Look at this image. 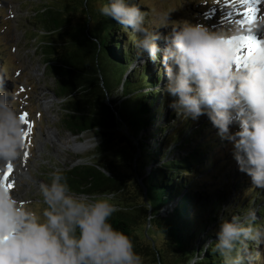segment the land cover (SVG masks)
<instances>
[{
	"label": "clouds",
	"instance_id": "obj_1",
	"mask_svg": "<svg viewBox=\"0 0 264 264\" xmlns=\"http://www.w3.org/2000/svg\"><path fill=\"white\" fill-rule=\"evenodd\" d=\"M173 10L157 13L149 25L147 14L130 0H107L98 8L100 16L136 35L137 60L146 63L145 54L159 60L176 117L196 121L206 115L232 144L238 170L253 188L264 189V19L251 24L245 35L236 24L213 30L171 19ZM247 35L259 41L252 49L244 42ZM234 124L238 127L230 131ZM23 133L0 78V161L9 164L20 156ZM37 183L45 205L39 213L0 185V264H143L130 237L110 222L118 211L111 196L72 191L62 168L51 173L49 183ZM209 243L224 264H251L250 244L264 245V224H257L254 209L222 215Z\"/></svg>",
	"mask_w": 264,
	"mask_h": 264
},
{
	"label": "trees",
	"instance_id": "obj_2",
	"mask_svg": "<svg viewBox=\"0 0 264 264\" xmlns=\"http://www.w3.org/2000/svg\"><path fill=\"white\" fill-rule=\"evenodd\" d=\"M101 1L102 4L107 2ZM130 2L135 3V0ZM69 4L67 2L56 10L43 4L37 9V14L41 13L43 17L40 25L49 32L41 37L44 40L38 53L48 56L44 66L56 79L54 94L57 98L65 99L64 107L70 110L63 120L65 128L77 134L95 126L100 129L103 140L91 164L64 169L70 189L94 196L114 195L112 203L118 211L113 213L110 222L130 237L143 264H224L223 258L213 251L209 243L214 241L219 225L216 223L218 208L215 205L218 203L221 207L224 196L216 193L209 197V186L205 185L209 182L208 178V182L205 180L202 185L198 180L192 181L198 174L211 169L207 144L201 141L194 149L187 148L183 155H174L159 164L161 154L155 148L150 149L147 138L142 136L148 128H152L151 137L162 136L164 127L170 123V117L165 119L164 126L156 123V117L163 112L161 105L168 98L173 99L165 91V85H159L162 79L161 74L156 72V68L158 70L161 65L159 60L154 62L149 59L146 65H134L137 60L132 46L134 35L120 33L121 26L111 17L100 16L97 28L89 29V0L81 1L85 24L80 36L74 34V38L69 41L63 38L61 35L64 33L73 36L71 26L65 24L67 11L71 9ZM42 7L45 9L39 12ZM93 16L95 18V13ZM55 33L56 38L49 39ZM101 58L105 61L102 64ZM99 80L102 86L98 84ZM113 85L121 87L120 98H111ZM105 97L109 98L111 108L105 105ZM209 122L208 119L196 129L189 126L190 135L198 133ZM233 130L234 127L230 126V131ZM171 135H166V139ZM134 138L139 146L136 158ZM173 138L174 142L180 139L176 146L179 151L190 141L187 136L182 138V135ZM126 158L130 159L129 171L124 168ZM149 165L155 166L145 174L144 170ZM52 172L44 179L47 183L51 180ZM130 178L133 187L130 186ZM141 183L145 186V194ZM252 199L254 204L258 203V197ZM251 201L249 198L244 200L232 215L244 214L254 208L257 224H264V204H258L255 208ZM168 208L170 211L160 216V211ZM140 215L142 223L149 218L146 233L145 228H139V232L136 230ZM156 236L160 237L163 247L156 245ZM205 241H208L207 245Z\"/></svg>",
	"mask_w": 264,
	"mask_h": 264
},
{
	"label": "rangeland",
	"instance_id": "obj_3",
	"mask_svg": "<svg viewBox=\"0 0 264 264\" xmlns=\"http://www.w3.org/2000/svg\"><path fill=\"white\" fill-rule=\"evenodd\" d=\"M45 1L0 0V78H3V75H5L3 78L4 88L7 91L13 88L11 83L16 85L15 91L17 97L9 93V98L10 101H12V107L17 112L23 110L25 106L29 110V117L33 122H35L36 116L39 113L35 127L33 128V140L30 144V154L27 162L23 161V163H20L21 160L19 157L13 162L15 163V172L10 179L12 182L10 191L22 205L38 213L43 210L45 205L38 191L37 182L47 183L44 179L46 180L49 172L57 168L65 169L78 165L90 164L96 156L95 153L89 150V139L86 138L85 133H82L81 136H77L64 126V117L68 115L70 110L64 107V102L66 100L57 98L54 94L57 84L56 79L49 73L48 67L44 66V61L48 56H41V53H38L42 45V40H44L41 37L44 36V34H49V32H47L48 30L45 27L40 25L41 19H43L42 14L34 12L39 9L40 2L51 7L52 10H56L59 7L65 6L67 2H70L69 5L71 9L67 11L68 14L65 24L68 23L71 26L70 31L73 32V36L67 35L66 33L61 35L69 41L71 38H74V34L80 36L81 28L85 24V14L81 11L82 0ZM46 3H48V5ZM135 3L139 4L141 10L147 14L145 23L149 25L155 22L157 13L174 9L170 13L171 19H187L192 22L203 23L213 30L219 28L227 30L233 24L239 26L240 29L244 26H240L237 22L245 20V15L241 18L238 11L233 10V5L230 3V0L229 2H226V0H135ZM101 5H103L101 0H89L91 16L89 21H87L89 29L97 28V21L100 17L98 8ZM262 6L264 5L261 4V8ZM256 9L258 10L259 7ZM41 11L43 10L41 9L39 12ZM93 13L96 15L95 18ZM233 13L237 14L234 21L231 19ZM63 29L61 28V30ZM90 31L92 32V30ZM160 31L166 32L167 30L160 29ZM122 32L127 35H134L132 36V42L136 38V35L131 29L127 31L122 29L120 33ZM56 34L57 33L54 35L52 34L50 37L48 36L49 39L54 40ZM133 53H135V48ZM144 58L146 63L136 60L133 64L136 66L146 65L149 61V59H147V54H145ZM100 61L101 64L105 62L103 58H101ZM156 72H159L162 77L159 85L164 86L167 83V76L163 71V66L160 65L158 70L156 68ZM12 74L15 76L14 78ZM159 94L161 95L162 93L159 92ZM120 96L121 87L119 85H113V94L111 98H120ZM171 100L168 98L165 104L161 105L163 112L156 117V123L162 126H164L163 122H165V119L170 117V123L167 127H164L162 136L157 135L151 137L152 128H148L142 135L147 138L150 149L155 148L159 151V154H161L158 163L160 164L165 159H171L177 154L183 155L187 148L194 149L198 143L202 141L207 144V148L209 149V165L212 166L211 169H207L208 171L206 173L198 174L192 181L198 180V183L202 185L205 180L208 182V178L209 182L205 185L209 186V197L216 195V193L217 195L221 194L220 196L222 197L224 196L221 207H219L218 203L215 205L218 208V210H216L218 214V221L216 223H219L222 215L225 217L232 215L233 211L237 210L238 206L241 205L244 200H248V198L252 200V204V198H254V196L258 197V203H253L255 208L258 207V204H264V189L253 188L250 178L245 173L238 170L237 163L233 157L232 144L227 139L217 134V129L211 122L203 126L198 133L193 136L190 135L191 130L189 126L196 129L208 120L207 116L202 115L196 121H193L191 118L180 120L169 107ZM179 124H183L182 127L179 128ZM171 126H174V128H171ZM231 127H234L235 130L238 124L231 125ZM47 129H53L54 131L52 134L55 137L52 135V141L48 140L45 136ZM169 133H172V135L166 139V135ZM175 135H182V138L187 136V138L190 139L186 147L181 151L176 149L180 139L174 142L173 137ZM71 137L74 138L76 142L79 141L83 143L84 146H82L80 150L71 148V144L73 143L71 142ZM61 142L65 144L66 149L62 148L60 145ZM129 160L130 159L126 158V161H124V168L126 171H129ZM154 166L155 165H149L147 169L144 170L145 174H147L151 167L154 168ZM203 168H205V166ZM206 175L208 177H206ZM187 178L190 179L192 177L188 176ZM131 180L130 178V181ZM130 186H134L133 181L130 182ZM199 192L203 195L202 189H200ZM196 194V196L201 198L199 193ZM103 196H111L112 199L109 201L110 203L114 201L113 194H103ZM226 206L228 207L227 210H225ZM164 209L160 211V216H165L168 211H170L169 208L165 211ZM223 209L224 211L222 213ZM142 220L143 218H141L140 215L137 218L138 227L136 230H138V232L140 229L146 227V221L142 223ZM207 242L208 241H205L204 244L207 245ZM156 245H161L163 247V243L159 236H156ZM251 251V264H264V245H252Z\"/></svg>",
	"mask_w": 264,
	"mask_h": 264
},
{
	"label": "snow or ice",
	"instance_id": "obj_4",
	"mask_svg": "<svg viewBox=\"0 0 264 264\" xmlns=\"http://www.w3.org/2000/svg\"><path fill=\"white\" fill-rule=\"evenodd\" d=\"M226 2H229V0H226ZM244 2L247 3L249 6L246 8V11H245V20H241V21L237 22L238 24H240V26H243L246 21L248 23H251L252 20L255 17V13L257 12V9L254 6H252V5L257 3L258 0H244ZM243 39H244V42H245V44L247 45V47L249 49L254 48L256 46V44L259 43L257 38L255 36H253V35H247ZM20 119H21L23 124H28L27 114L26 113L20 114ZM30 130H31V125L29 124L28 125V131H24V133H23V137L24 138L27 137L28 132H30ZM11 170H12V166L9 163L7 165V171H5L3 173V176L0 177V181H7L8 177H9V175L11 173ZM4 186L7 187V188H11L12 187L11 184H4Z\"/></svg>",
	"mask_w": 264,
	"mask_h": 264
},
{
	"label": "water",
	"instance_id": "obj_5",
	"mask_svg": "<svg viewBox=\"0 0 264 264\" xmlns=\"http://www.w3.org/2000/svg\"><path fill=\"white\" fill-rule=\"evenodd\" d=\"M45 1V0H44ZM46 2V1H45ZM85 3V2H84ZM44 3H42V2H40V4H39V6H42ZM47 5H48V3H46ZM44 6H46L45 4H44ZM43 8V7H42ZM99 85H101L102 86V81L101 80H99V83H98ZM104 103H105V105H107L108 107H110L111 108V104H110V101H109V98L108 97H105V99H104ZM113 112V114H116V112L115 111H112ZM116 119H117V116L115 117ZM83 133H85V135H86V138H88L89 139V145H90V151L91 152H93V153H95L96 155H97V153H96V149L101 145V143L103 142V140H102V137H101V135H100V129L98 128V127H91V128H88V129H85L84 131H83ZM124 133L130 138V139H132V137L126 132V131H124ZM85 139V138H84ZM133 143L135 144V148H136V152H135V158L138 156V154H139V146H138V144H137V139L136 138H134L133 139ZM103 144V143H102ZM89 164V163H88ZM91 164V163H90ZM139 182H140V180H139ZM141 186H142V189H143V194H145V186L141 183ZM94 196V195H93ZM148 215L150 216V210H148ZM148 227H149V218H147V220H146V227H145V229H144V233H146V231H147V229H148ZM151 245H152V247L154 246V244H153V242L151 243ZM157 260H159L158 259V257H157Z\"/></svg>",
	"mask_w": 264,
	"mask_h": 264
},
{
	"label": "bare ground",
	"instance_id": "obj_6",
	"mask_svg": "<svg viewBox=\"0 0 264 264\" xmlns=\"http://www.w3.org/2000/svg\"><path fill=\"white\" fill-rule=\"evenodd\" d=\"M258 2H260L259 4H261V3H264V0H258ZM234 3V2H233ZM256 4V3H255ZM252 5V6H254L255 8H258L259 7V9L257 10V12H256V14H255V16H256V18H257V24H259L260 23V21L262 20V19H264V9L263 8H261V6L260 5ZM249 5H247V7H248ZM45 8H42V10H44ZM42 12V11H41ZM259 17V18H258ZM52 132H54L53 131V129H47L46 130V134H45V136H46V138L48 139V140H51L52 141ZM77 135V134H76ZM54 136V135H53ZM55 137V136H54ZM45 138V139H46ZM72 138V137H71ZM64 140V139H63ZM71 142H73L72 144H71V148H73V149H75V150H80L81 148H82V146H84L83 145V143H81V142H76V140L74 139V138H72L71 139ZM60 145L62 146V148H64V149H66L65 148V144L64 143H60ZM67 146V145H66ZM68 149V148H67Z\"/></svg>",
	"mask_w": 264,
	"mask_h": 264
},
{
	"label": "built area",
	"instance_id": "obj_7",
	"mask_svg": "<svg viewBox=\"0 0 264 264\" xmlns=\"http://www.w3.org/2000/svg\"><path fill=\"white\" fill-rule=\"evenodd\" d=\"M36 13V11H34ZM83 132L77 133V136H81Z\"/></svg>",
	"mask_w": 264,
	"mask_h": 264
}]
</instances>
